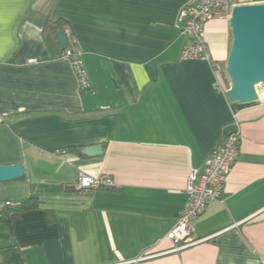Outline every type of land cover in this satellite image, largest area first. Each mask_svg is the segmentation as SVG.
<instances>
[{"label":"crops","instance_id":"1","mask_svg":"<svg viewBox=\"0 0 264 264\" xmlns=\"http://www.w3.org/2000/svg\"><path fill=\"white\" fill-rule=\"evenodd\" d=\"M187 1L0 0V166L25 167L0 182V264H264V95L232 104L217 89L229 21L207 24L209 62L181 59ZM58 21L86 92L46 30ZM233 131L222 202L192 224L196 239L220 234L172 252L191 172ZM95 145L102 155L82 154ZM81 173L116 187L79 192Z\"/></svg>","mask_w":264,"mask_h":264},{"label":"built area","instance_id":"2","mask_svg":"<svg viewBox=\"0 0 264 264\" xmlns=\"http://www.w3.org/2000/svg\"><path fill=\"white\" fill-rule=\"evenodd\" d=\"M257 4H264V0H188L180 11L178 19V29L189 39L182 50L181 59H199L209 62L211 52L205 36L207 24L214 20L229 21L234 7ZM64 32L67 37L72 34L70 28H66ZM63 56L71 62L80 91H88L91 88V82L80 53L68 49L63 51ZM214 69L218 74L217 89L226 94L230 89L224 83L226 73L219 67ZM240 146L239 131L229 133L207 159L203 170L191 172L186 187L187 202L177 217L176 225L168 234L174 246L172 252L189 249L220 234L196 239L193 236L192 224L204 216L210 203L221 201L228 177L239 157ZM74 187L79 192L89 193L99 189H112L116 187V184L108 175L93 177L81 173Z\"/></svg>","mask_w":264,"mask_h":264},{"label":"water","instance_id":"3","mask_svg":"<svg viewBox=\"0 0 264 264\" xmlns=\"http://www.w3.org/2000/svg\"><path fill=\"white\" fill-rule=\"evenodd\" d=\"M232 44L225 71L231 87L226 97L232 104H250L259 100L257 87L264 85V4L234 7L229 20ZM62 48L68 43L63 29L55 33ZM101 145L82 149L91 157L102 155ZM25 175L23 164L0 166V182L20 180Z\"/></svg>","mask_w":264,"mask_h":264},{"label":"trees","instance_id":"4","mask_svg":"<svg viewBox=\"0 0 264 264\" xmlns=\"http://www.w3.org/2000/svg\"><path fill=\"white\" fill-rule=\"evenodd\" d=\"M59 29H63V30L66 29V28L64 29L63 22L62 21H58V22H55V23L54 22H48L47 25H46V30L52 31L54 33H56V31H58ZM69 38H70V36L68 37V39ZM68 49H71L70 46H69V44L65 48H63L62 50L63 51H66ZM23 207H24V205H23ZM26 207L27 206L25 204V208Z\"/></svg>","mask_w":264,"mask_h":264},{"label":"rangeland","instance_id":"5","mask_svg":"<svg viewBox=\"0 0 264 264\" xmlns=\"http://www.w3.org/2000/svg\"><path fill=\"white\" fill-rule=\"evenodd\" d=\"M223 71L226 73V71H225V67H224V69H223ZM227 76V75H226ZM227 79H229L228 78V76H227ZM230 81V80H229ZM257 91L261 94V95H264V85H259L258 87H257Z\"/></svg>","mask_w":264,"mask_h":264}]
</instances>
